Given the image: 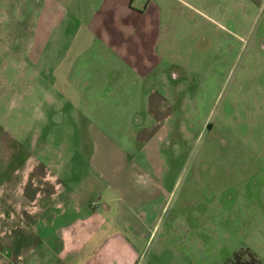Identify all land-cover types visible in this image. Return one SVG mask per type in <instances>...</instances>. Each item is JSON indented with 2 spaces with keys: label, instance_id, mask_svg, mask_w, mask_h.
Returning a JSON list of instances; mask_svg holds the SVG:
<instances>
[{
  "label": "rangeland",
  "instance_id": "1",
  "mask_svg": "<svg viewBox=\"0 0 264 264\" xmlns=\"http://www.w3.org/2000/svg\"><path fill=\"white\" fill-rule=\"evenodd\" d=\"M142 147L176 181L142 264L264 263V0H0V195L30 155L97 197Z\"/></svg>",
  "mask_w": 264,
  "mask_h": 264
},
{
  "label": "crops",
  "instance_id": "2",
  "mask_svg": "<svg viewBox=\"0 0 264 264\" xmlns=\"http://www.w3.org/2000/svg\"><path fill=\"white\" fill-rule=\"evenodd\" d=\"M131 10L143 13L141 8ZM154 69L145 65L142 73L146 76ZM166 102L162 93L151 90L145 99L148 115L159 116L163 106H169ZM166 113L173 114L162 115ZM141 133L140 128L134 132L144 144L150 137ZM2 152L10 158L19 154L12 148ZM164 154L172 153L142 147L125 152L117 170L104 163L93 168L91 174L113 171L105 182L99 181L104 194L97 197L52 182L46 167L34 164L30 155L15 168L7 159L8 172L18 181L11 194L0 195V264L144 263L148 242L176 185L171 178L173 165Z\"/></svg>",
  "mask_w": 264,
  "mask_h": 264
},
{
  "label": "trees",
  "instance_id": "3",
  "mask_svg": "<svg viewBox=\"0 0 264 264\" xmlns=\"http://www.w3.org/2000/svg\"><path fill=\"white\" fill-rule=\"evenodd\" d=\"M224 264H264L248 249L235 252Z\"/></svg>",
  "mask_w": 264,
  "mask_h": 264
},
{
  "label": "flooded vegetation",
  "instance_id": "4",
  "mask_svg": "<svg viewBox=\"0 0 264 264\" xmlns=\"http://www.w3.org/2000/svg\"><path fill=\"white\" fill-rule=\"evenodd\" d=\"M175 75V74H174Z\"/></svg>",
  "mask_w": 264,
  "mask_h": 264
}]
</instances>
